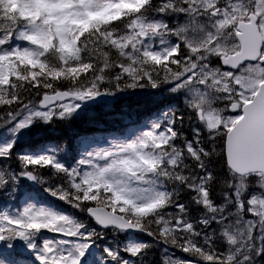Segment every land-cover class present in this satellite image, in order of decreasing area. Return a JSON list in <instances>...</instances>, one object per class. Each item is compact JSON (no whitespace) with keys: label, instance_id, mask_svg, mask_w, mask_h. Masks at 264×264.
Segmentation results:
<instances>
[{"label":"snow or ice","instance_id":"6c2138e0","mask_svg":"<svg viewBox=\"0 0 264 264\" xmlns=\"http://www.w3.org/2000/svg\"><path fill=\"white\" fill-rule=\"evenodd\" d=\"M138 90L179 105L47 140ZM4 195L0 264H264V0H0Z\"/></svg>","mask_w":264,"mask_h":264},{"label":"trees","instance_id":"16d2710c","mask_svg":"<svg viewBox=\"0 0 264 264\" xmlns=\"http://www.w3.org/2000/svg\"><path fill=\"white\" fill-rule=\"evenodd\" d=\"M149 92H144L139 95H122L118 94L115 101H110L108 108L102 110L100 104H92L88 106L84 112L80 114L76 119L72 120L70 123H64L60 121H54L48 126L46 132V138L52 145H60L61 147L69 148L71 147L70 154L72 153V148L74 144L80 145V140L84 137L92 136V140L96 139L95 136L99 135L100 132H110V133H121L125 129L124 126L128 125L130 122L128 113H131V119L134 117L143 118L147 115L154 114L158 109L162 108L164 104L169 102L179 105V99L172 100L166 92H161L159 96L149 95ZM91 140V139H90ZM207 143V141H205ZM72 143V144H71ZM219 145V142H216ZM74 149V148H73ZM219 151V147L217 148ZM13 165L15 162L12 161ZM210 168L217 174L222 175V160L218 157H213L209 165ZM218 190V186L214 190ZM185 201L188 199V195L183 197ZM64 209L69 210L68 207ZM198 213L193 210V215ZM145 239H150L143 237ZM159 246H156L152 252L149 254V258L153 260V264H159ZM179 253L183 259H192V257L186 254L176 251Z\"/></svg>","mask_w":264,"mask_h":264},{"label":"rangeland","instance_id":"374dc122","mask_svg":"<svg viewBox=\"0 0 264 264\" xmlns=\"http://www.w3.org/2000/svg\"><path fill=\"white\" fill-rule=\"evenodd\" d=\"M149 91H150V90H138L137 93L134 94V95L143 94L144 92H149ZM122 95H127V96H128V95H130V94L123 93ZM159 95H160V93H158L156 96H159ZM149 118H151V117H150L149 115H147V116L144 117L143 120H147V119H149ZM143 120H142V121H143ZM115 136H117V135H115ZM109 137H112V135H109L107 138H109ZM96 142L99 143V139H98ZM99 144L103 145V143H99ZM78 148H79V150H80L81 146L78 147ZM4 196H6V195H4ZM4 196H0V208L8 207V206H13L14 204H13V201H11L12 199H5ZM20 203H21V200H20ZM13 207H14V206H13ZM69 211H71V210H69ZM48 235H49V234H48Z\"/></svg>","mask_w":264,"mask_h":264}]
</instances>
